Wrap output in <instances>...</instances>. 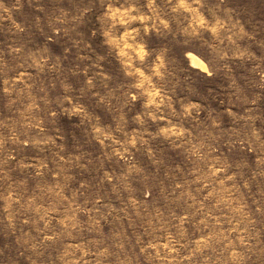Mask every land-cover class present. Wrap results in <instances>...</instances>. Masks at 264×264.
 <instances>
[{
	"label": "clouds",
	"instance_id": "obj_1",
	"mask_svg": "<svg viewBox=\"0 0 264 264\" xmlns=\"http://www.w3.org/2000/svg\"><path fill=\"white\" fill-rule=\"evenodd\" d=\"M0 264H264V0H0Z\"/></svg>",
	"mask_w": 264,
	"mask_h": 264
}]
</instances>
